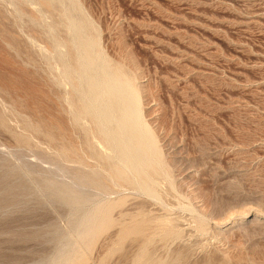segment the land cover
<instances>
[{"label":"rangeland","instance_id":"obj_1","mask_svg":"<svg viewBox=\"0 0 264 264\" xmlns=\"http://www.w3.org/2000/svg\"><path fill=\"white\" fill-rule=\"evenodd\" d=\"M23 1L21 4L30 9L21 5L28 13L19 19L14 5V9L10 7L13 2L0 0V17L6 20L0 19L2 27L10 20L7 25L20 23L19 27L29 30L31 22L27 17L37 4L29 6ZM65 1L70 6L71 1ZM77 2L96 23L105 54L115 60L127 56L140 73L138 82L145 90L141 98L143 120L149 124L164 162L173 170L175 189L161 179L159 190L164 195L169 192L164 197L167 206L163 207L160 199L128 186L116 184L104 193L101 186L73 183L77 169L102 168L88 154L82 157L84 164L52 157L53 150L46 139L25 130L12 101L23 108L34 107V119H44L49 112L48 89L38 66L34 65L33 72L15 55L12 46L6 45L2 32L6 29L8 39L7 29L15 28L5 25L0 28V49L6 50H0V110L7 124V128L0 127V264H60L73 246L72 234L76 232L79 213L90 206L86 203L81 207L70 201L62 190L69 183L86 196L92 194L93 199L107 194V198H129L112 211L115 222L97 237L93 247L82 248L83 256L77 264H131L142 243L140 238L125 240L121 251L112 250L131 215L140 209L160 215L168 208L190 218L182 206L192 202L209 215V231L205 236L198 234L190 219L183 216L181 226L188 227L191 234L186 233V240L182 238L171 246V250H180L176 254L181 257L173 264H264V0ZM46 19L38 20L37 25L35 20L34 27L41 30L50 20ZM40 21L43 24L38 27ZM37 28L35 34L40 31ZM19 37L16 41L25 40L22 35ZM9 40L13 42L11 37ZM22 42H16L21 46L20 52H24ZM2 44L6 46L2 48ZM36 55L34 59L40 62ZM3 58H7L6 62ZM16 134L28 136L29 144H18ZM75 141L79 144L77 138ZM185 196L190 197L189 201ZM214 219L221 220H217L221 225ZM213 228L222 229L224 236H216ZM151 249L154 257L172 252H166L160 242L153 243Z\"/></svg>","mask_w":264,"mask_h":264},{"label":"bare ground","instance_id":"obj_2","mask_svg":"<svg viewBox=\"0 0 264 264\" xmlns=\"http://www.w3.org/2000/svg\"><path fill=\"white\" fill-rule=\"evenodd\" d=\"M20 1L22 2L23 0ZM70 1V6L65 0L23 1L29 6H34V3L37 4V7L39 6V9L37 10L36 6V8L34 7L35 9L32 7L33 10L31 9L32 11L30 10L31 12L28 14L27 18L31 22V27H28L29 30H27L26 27L25 31V29L23 30L24 27H19L21 26L20 23L18 25L15 24V26L12 24L15 29L11 30L13 28H11L12 26L9 24L11 31H8L9 29H7V32L10 34L13 42L20 38L19 36L21 35L25 38V40H23L24 38H21L23 42H25V45H23L24 52H20L21 46L18 45L19 41L21 44V40L16 41L18 43L15 42L14 44L11 40H9L10 37L7 39L6 29H4L5 32H2L4 33L2 36L8 43L6 45L12 46L11 48L15 52V55L19 57L25 65L31 66L33 68H31L32 71L35 69L34 65L38 66L43 83L45 84L43 85L48 89L47 98H49V110L47 111L49 112H47V118L44 117L43 119L42 116L39 117L38 120H35L34 107H32V104L30 103L29 105L32 108L28 109L27 107L23 108L14 100L12 101L13 108H15L14 110L16 114L21 117L25 130L32 135L35 133L46 139L48 145H50L53 150L51 155L52 157H64L67 160H73L80 164H84L82 157H84L85 154H88L97 160L102 168L101 171L98 169H77L78 172L73 175V180L75 179L73 183L78 182L77 184L83 186L86 185L87 187L101 186L104 193H109L110 190H113L116 184L123 185V187L128 186L139 190L144 194L150 195L151 197L153 196L160 199L163 203L159 205L164 204L163 207H166L167 203L165 202L164 197L169 192L164 195L165 193L163 192V194L159 190L160 181L161 179L163 181L166 180L173 189H175L174 184L176 183H174L175 179H173L174 177L172 176L173 170L168 166L169 164L166 165L167 163L164 162V155L159 148L160 146L157 144V140L153 132L149 128V124L147 125L143 120L141 98L143 95L142 92L145 90L138 82L141 75L137 72L136 67L130 59L126 58L127 56L125 57L124 55L125 58H122L123 60H115V58H111L105 54L101 48L100 32L95 25L96 23H94V21L84 13L77 0ZM11 2L13 1L11 0ZM21 2H13V4H10V7L14 5L15 15H18L19 19H21V16H25L30 9L27 5L23 6L22 4L24 3L21 4ZM4 4H7L6 1ZM21 5L26 7V9L28 8V10H23ZM2 8H4V6ZM35 10L40 13L39 17L41 18L36 16L37 13ZM0 11L2 13V10ZM3 11H5V8ZM7 14L5 16H7ZM15 15L13 17L16 19ZM45 18H50V20L46 19L49 22L46 24L44 23V27L41 30L40 28H37V26L34 27L35 24L37 25L38 20L42 19V21L44 20L45 22ZM0 19L3 20L4 18L2 19V17H0ZM8 21L4 24L7 25ZM42 21H40V24L38 23V27L43 24ZM1 25H3V23ZM9 25L5 26V28H8ZM3 27L1 26L0 28ZM34 28H37V32L38 29L42 32L39 33V31V34H35ZM1 42H3V40ZM23 42L22 44H24ZM3 45L4 44H2V48L6 46ZM34 46L35 50L37 49L36 51H38L37 53L40 57V62L39 60L34 59V57L37 56L35 50L33 51ZM1 52H3V50ZM32 52L36 54L32 55ZM9 57L10 56H8V58ZM10 62L9 64L14 61ZM21 67L22 66H17V68ZM39 76L40 75L37 77L39 78ZM0 90L3 91V89ZM42 92L45 93V90ZM44 112L46 111L44 110L43 113ZM0 127L7 128V124L1 110ZM75 135L79 140V144L75 141ZM14 137L18 144H29L30 139L26 135L16 134ZM63 187H65V190L64 188L62 189L63 192L68 194L70 201H73L75 205L82 207V205L90 203V206L88 205L86 210H79L81 212L79 213L80 215L77 220L78 226L77 229L75 228V234H72V236L75 237V239H72L73 246H71L68 252L64 254L60 260V264H77V260H80L83 256L82 248L85 247L84 249L88 250L93 247L97 237L101 233L105 232V230H107V228L115 222L112 218L113 216L111 215L112 211L122 207L129 198H127V195L117 196V198H110L109 196V198H107V194L106 197L99 195L98 198L93 199L92 194L86 196L84 193L82 194L83 191L79 189L77 190L70 183L65 184ZM94 195L95 194H93V197H95ZM186 198L188 199L187 201H189L190 197L188 196ZM205 208L201 209L206 211ZM182 209L188 210L190 218L189 216H183L188 220L190 219V223L193 224V227L198 231H196L198 234L200 232L204 234L206 231H209V215L207 216L203 211L201 212L199 210L200 208L198 209L193 205V202L192 204L189 203V205L186 204L184 207L182 206ZM164 210L165 212L160 215L152 214L150 211L149 213H145L142 209L137 210L133 215H131L129 219L130 221L122 227L116 247L112 249L113 252L121 251L125 240L129 238L138 240V238H140L142 243L139 246V250L132 258L131 264H173L174 262L180 261V254H176L179 253L180 250H171V246L173 244L175 245V242L184 238L185 234H189V231L191 230L188 231V227L186 228L187 230L182 228L183 221L181 222V220L183 219V216L178 215L179 213L177 214L174 211L171 212L172 210L168 208H164ZM215 219L214 222L218 223L219 220L217 219V221ZM184 220L186 221V219ZM219 222L221 223V220ZM217 223L215 224L217 225ZM218 225L221 224L218 223ZM189 227L191 229L193 228L192 226ZM213 229L215 231V228ZM213 229H210V232H212ZM221 232L222 229H216V236L221 235ZM206 234H208V232ZM222 236L224 235H221V237ZM191 237L193 236L191 235ZM223 238H221V240ZM156 242H160L166 252H172L169 254L166 253V256L154 257L151 246ZM183 243L186 245V242ZM191 245H194L195 247V244L192 243ZM189 246L190 245H188L187 249ZM184 248L182 250H184ZM193 251L191 250L190 252ZM188 254L190 255V253ZM224 257H227V254ZM211 263L212 262H210V264Z\"/></svg>","mask_w":264,"mask_h":264}]
</instances>
